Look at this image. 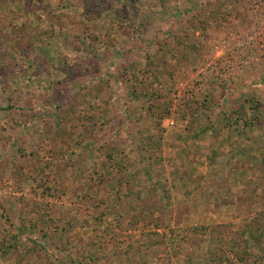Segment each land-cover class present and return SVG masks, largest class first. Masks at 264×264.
Wrapping results in <instances>:
<instances>
[{"label":"rangeland","instance_id":"374dc122","mask_svg":"<svg viewBox=\"0 0 264 264\" xmlns=\"http://www.w3.org/2000/svg\"><path fill=\"white\" fill-rule=\"evenodd\" d=\"M0 264H264V0H0Z\"/></svg>","mask_w":264,"mask_h":264}]
</instances>
